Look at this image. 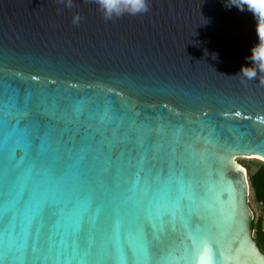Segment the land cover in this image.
I'll return each instance as SVG.
<instances>
[{
	"label": "clouds",
	"instance_id": "obj_1",
	"mask_svg": "<svg viewBox=\"0 0 264 264\" xmlns=\"http://www.w3.org/2000/svg\"><path fill=\"white\" fill-rule=\"evenodd\" d=\"M86 2L105 20L149 9V0ZM228 3L255 18L257 42L235 75L254 80L264 73V0ZM15 75L34 87L39 105L33 113L26 97L25 108L0 110V264H232L216 258L213 241L238 222L239 161L264 160L238 150V128L182 146L178 123L165 114L138 121L134 100L121 97L117 107L89 94L93 85ZM30 116L90 131L78 146L46 137L34 148L20 126Z\"/></svg>",
	"mask_w": 264,
	"mask_h": 264
},
{
	"label": "water",
	"instance_id": "obj_2",
	"mask_svg": "<svg viewBox=\"0 0 264 264\" xmlns=\"http://www.w3.org/2000/svg\"><path fill=\"white\" fill-rule=\"evenodd\" d=\"M255 24L250 11L228 0H149L146 13L112 20L86 0H73L72 8L56 0H0V110L13 103L23 109L26 97L33 113L39 105L34 87L17 72L55 76L93 85L89 94L117 107L121 97L134 100L138 121L167 115L180 126L182 146L198 136L230 137L238 128L245 136L238 150L264 156V73L254 80L235 76L257 42ZM20 126L29 128L34 148L46 137L78 146L90 131L39 116ZM239 162L249 176L259 168ZM237 180L238 222L215 237L216 258L223 253L232 264H264L252 237L248 178L242 172Z\"/></svg>",
	"mask_w": 264,
	"mask_h": 264
},
{
	"label": "rangeland",
	"instance_id": "obj_3",
	"mask_svg": "<svg viewBox=\"0 0 264 264\" xmlns=\"http://www.w3.org/2000/svg\"><path fill=\"white\" fill-rule=\"evenodd\" d=\"M240 161L245 162L253 167H260V165L264 166V161L261 159L257 158H247V159H241ZM244 165V164H243ZM244 167L247 169V178H248V183H249V195H248V205L250 206V209L252 210L253 213V223L257 224V221L262 217L263 215V206L262 204L256 199L254 191L251 187L250 183V176L248 172V168L246 165ZM253 238L257 239L258 235L256 231V226L253 227ZM262 247L264 248V243L262 242Z\"/></svg>",
	"mask_w": 264,
	"mask_h": 264
},
{
	"label": "trees",
	"instance_id": "obj_4",
	"mask_svg": "<svg viewBox=\"0 0 264 264\" xmlns=\"http://www.w3.org/2000/svg\"><path fill=\"white\" fill-rule=\"evenodd\" d=\"M250 183L256 199L264 203V166L259 167L250 176ZM263 216H264V210H263Z\"/></svg>",
	"mask_w": 264,
	"mask_h": 264
},
{
	"label": "flooded vegetation",
	"instance_id": "obj_5",
	"mask_svg": "<svg viewBox=\"0 0 264 264\" xmlns=\"http://www.w3.org/2000/svg\"><path fill=\"white\" fill-rule=\"evenodd\" d=\"M259 202L262 203L264 206V203L262 201H259ZM263 210H264V207H263ZM255 226H256V231H257L256 235H258V238L257 239L253 238V239L255 240L256 244L258 245L260 251L264 253V248L262 247V242L264 243V216L263 215L257 221V224H254L253 219H252V233H253V227H255ZM252 237H253V234H252Z\"/></svg>",
	"mask_w": 264,
	"mask_h": 264
},
{
	"label": "bare ground",
	"instance_id": "obj_6",
	"mask_svg": "<svg viewBox=\"0 0 264 264\" xmlns=\"http://www.w3.org/2000/svg\"><path fill=\"white\" fill-rule=\"evenodd\" d=\"M254 158V157H253ZM264 161V160H263ZM240 163V162H239ZM243 166V164H241ZM244 168V175L247 178V169L243 166ZM248 195H249V187H248Z\"/></svg>",
	"mask_w": 264,
	"mask_h": 264
}]
</instances>
